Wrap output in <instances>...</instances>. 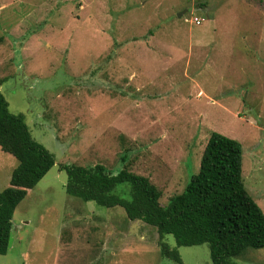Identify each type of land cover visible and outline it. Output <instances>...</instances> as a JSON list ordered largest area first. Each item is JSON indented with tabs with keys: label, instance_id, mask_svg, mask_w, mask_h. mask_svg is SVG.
<instances>
[{
	"label": "rangeland",
	"instance_id": "374dc122",
	"mask_svg": "<svg viewBox=\"0 0 264 264\" xmlns=\"http://www.w3.org/2000/svg\"><path fill=\"white\" fill-rule=\"evenodd\" d=\"M1 5L0 93L55 164L16 207L0 264H175L160 251L171 235L69 196L59 168L126 167L166 206L213 132L241 145V178L264 214V0ZM16 165L0 149V191ZM177 251L183 264H212L206 244ZM234 261L264 264V248Z\"/></svg>",
	"mask_w": 264,
	"mask_h": 264
},
{
	"label": "trees",
	"instance_id": "16d2710c",
	"mask_svg": "<svg viewBox=\"0 0 264 264\" xmlns=\"http://www.w3.org/2000/svg\"><path fill=\"white\" fill-rule=\"evenodd\" d=\"M0 149L17 162L9 186L0 191V255L9 247L11 219L27 190L55 164L53 155L34 141L22 116L11 114L0 93ZM241 145L218 133H211L202 152L196 174L183 191L172 196L166 206L150 181L126 167L113 175L102 165L81 167L63 164L65 192L84 202L104 208L121 207L126 217L155 228L160 239L174 238L170 248L161 243V255L183 264L179 247L206 244L212 264H236L248 249L264 248V214L245 190ZM128 185V198L115 193Z\"/></svg>",
	"mask_w": 264,
	"mask_h": 264
},
{
	"label": "built area",
	"instance_id": "2783aa9c",
	"mask_svg": "<svg viewBox=\"0 0 264 264\" xmlns=\"http://www.w3.org/2000/svg\"><path fill=\"white\" fill-rule=\"evenodd\" d=\"M202 19L201 18H199V17H193L191 20H190V22L193 24V25H195V26H199V25H201V23H202Z\"/></svg>",
	"mask_w": 264,
	"mask_h": 264
},
{
	"label": "crops",
	"instance_id": "0c3cea01",
	"mask_svg": "<svg viewBox=\"0 0 264 264\" xmlns=\"http://www.w3.org/2000/svg\"><path fill=\"white\" fill-rule=\"evenodd\" d=\"M1 8H5V6L1 5L0 9H1Z\"/></svg>",
	"mask_w": 264,
	"mask_h": 264
},
{
	"label": "water",
	"instance_id": "95a60500",
	"mask_svg": "<svg viewBox=\"0 0 264 264\" xmlns=\"http://www.w3.org/2000/svg\"><path fill=\"white\" fill-rule=\"evenodd\" d=\"M179 16H180V14H179ZM12 223V222H11Z\"/></svg>",
	"mask_w": 264,
	"mask_h": 264
}]
</instances>
